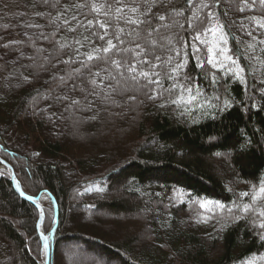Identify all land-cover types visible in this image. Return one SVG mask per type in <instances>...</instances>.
<instances>
[{"label": "trees", "instance_id": "obj_1", "mask_svg": "<svg viewBox=\"0 0 264 264\" xmlns=\"http://www.w3.org/2000/svg\"><path fill=\"white\" fill-rule=\"evenodd\" d=\"M258 22L260 0H0V159L55 201L49 264L70 246L96 264H264L239 210L264 182ZM217 23L236 64L208 63ZM38 219L0 173V264H43Z\"/></svg>", "mask_w": 264, "mask_h": 264}, {"label": "snow or ice", "instance_id": "obj_2", "mask_svg": "<svg viewBox=\"0 0 264 264\" xmlns=\"http://www.w3.org/2000/svg\"><path fill=\"white\" fill-rule=\"evenodd\" d=\"M261 4H264V0H260ZM189 4H191V0H189ZM203 7H207V5H202ZM209 18H212L211 13L209 14ZM160 19H163V17H160ZM190 27L192 26L191 24L189 25ZM257 27L258 28H264V22H258L257 23ZM207 32H211L213 34V37L217 40L218 44L220 45V47H209L208 51H209V58H208V63L212 64L213 67L216 66V57L217 56H222L224 60L226 61H230L233 64H236V61L232 59L231 56H229L227 54L228 50L223 47V45H226L227 40L224 36L223 33V26L219 25L218 23L213 25L212 27H210L209 29L206 30ZM195 39H201V37L198 35L195 37ZM206 42V41H205ZM110 43V42H109ZM105 51H108V49H105ZM89 59H92V57L90 56ZM200 67H202V65H199ZM183 67L182 64H178L176 66V69H174L173 71H176L178 69H181ZM132 71H135L134 67L131 69ZM243 72V69L239 68L237 66L236 71H235V75L237 77V79H240L241 81L243 80V76L241 75V73ZM141 76H147L146 73H141ZM135 79V77H133ZM148 83H155V84H159V80H153L151 78H148ZM173 87H175V85H173ZM185 91L191 93V89H185ZM150 99H155V96H151L149 97ZM192 99H194V97H189L188 100L185 101V103H191ZM173 103L179 104L180 100H173ZM242 197H249L251 200L250 204H244L239 210L244 213H254L255 215H257L259 217V222L257 223V227L260 229H264V208H257L256 205L258 204V202L261 199H264V182L261 183V185L259 186L258 190L253 191L251 193H242L241 194ZM212 203V202H202L201 203V207L204 208L206 207L207 204ZM217 208H223V205H219L216 204ZM240 217H238L239 219ZM260 239L261 241H264V232H262L260 234Z\"/></svg>", "mask_w": 264, "mask_h": 264}, {"label": "water", "instance_id": "obj_3", "mask_svg": "<svg viewBox=\"0 0 264 264\" xmlns=\"http://www.w3.org/2000/svg\"><path fill=\"white\" fill-rule=\"evenodd\" d=\"M1 151V148H0ZM0 170L3 171L4 173L8 174L10 181L16 191V193L19 195V197L26 201L31 203L32 205H34L40 212V217L38 219L37 222V230H38V235L43 243V252H44V264H49V257H50V243L53 241L54 238V234L56 231V225H57V220L55 221L54 227L53 229L48 233V234H44L42 232V229L40 228L44 219V207L42 204V195H39L37 197H31L27 194H25L22 189L20 188V185L15 177L14 171L12 169V167L5 161L0 159ZM48 194V193H47ZM49 195V194H48ZM50 196V195H49ZM51 197V196H50ZM53 201V207L56 211V205L54 200Z\"/></svg>", "mask_w": 264, "mask_h": 264}, {"label": "rangeland", "instance_id": "obj_4", "mask_svg": "<svg viewBox=\"0 0 264 264\" xmlns=\"http://www.w3.org/2000/svg\"><path fill=\"white\" fill-rule=\"evenodd\" d=\"M11 1H16V0H11ZM0 173H2V171H0ZM42 203H43L44 207H48V208L53 209L51 201H47V202L45 201ZM102 214L103 213H101L100 216H98V218H100ZM42 225H41V227H43ZM51 229H52V227H51ZM45 234H48V233H45ZM41 245H42V242H41ZM77 248H78L77 252L82 253V254L78 255L77 257L75 256L76 253L74 255L72 254L73 252H75L74 248H72V246L68 247L66 250L65 249L61 250V252H60V263L59 264H96L97 263L96 258L91 257V256L86 257L84 255L82 249L78 246H77ZM41 251H42V249H41ZM42 256H43V254H42ZM105 264H107V263H105Z\"/></svg>", "mask_w": 264, "mask_h": 264}, {"label": "bare ground", "instance_id": "obj_5", "mask_svg": "<svg viewBox=\"0 0 264 264\" xmlns=\"http://www.w3.org/2000/svg\"><path fill=\"white\" fill-rule=\"evenodd\" d=\"M47 202V201H51V198L48 194H42V201L41 202ZM43 204V203H42Z\"/></svg>", "mask_w": 264, "mask_h": 264}]
</instances>
